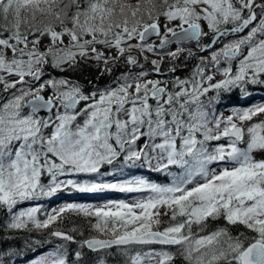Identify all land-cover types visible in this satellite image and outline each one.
Masks as SVG:
<instances>
[{"label":"snow or ice","instance_id":"1","mask_svg":"<svg viewBox=\"0 0 264 264\" xmlns=\"http://www.w3.org/2000/svg\"><path fill=\"white\" fill-rule=\"evenodd\" d=\"M257 92L264 0H0V264H264Z\"/></svg>","mask_w":264,"mask_h":264},{"label":"trees","instance_id":"2","mask_svg":"<svg viewBox=\"0 0 264 264\" xmlns=\"http://www.w3.org/2000/svg\"><path fill=\"white\" fill-rule=\"evenodd\" d=\"M261 96H264V92H257V93L255 94V96H254V101H255V102L260 101ZM77 195H80V194H77ZM56 202H57V201H55V203H56Z\"/></svg>","mask_w":264,"mask_h":264},{"label":"rangeland","instance_id":"3","mask_svg":"<svg viewBox=\"0 0 264 264\" xmlns=\"http://www.w3.org/2000/svg\"><path fill=\"white\" fill-rule=\"evenodd\" d=\"M259 102V101H258ZM61 201H57L56 203L58 204V203H60Z\"/></svg>","mask_w":264,"mask_h":264}]
</instances>
